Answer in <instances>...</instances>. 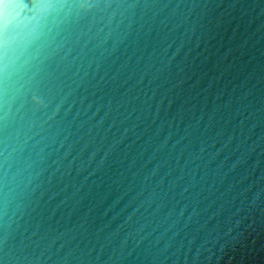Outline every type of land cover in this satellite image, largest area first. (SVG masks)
<instances>
[{
  "label": "water",
  "instance_id": "95a60500",
  "mask_svg": "<svg viewBox=\"0 0 264 264\" xmlns=\"http://www.w3.org/2000/svg\"><path fill=\"white\" fill-rule=\"evenodd\" d=\"M0 264H264V0H0Z\"/></svg>",
  "mask_w": 264,
  "mask_h": 264
}]
</instances>
